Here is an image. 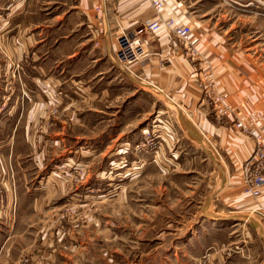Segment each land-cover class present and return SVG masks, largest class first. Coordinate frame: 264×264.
Here are the masks:
<instances>
[{"label":"crops","instance_id":"obj_1","mask_svg":"<svg viewBox=\"0 0 264 264\" xmlns=\"http://www.w3.org/2000/svg\"><path fill=\"white\" fill-rule=\"evenodd\" d=\"M163 1L165 8L158 12L152 0H0V93L4 99L0 109V236L16 222L20 211L38 207L43 188L51 194L59 185L53 181L58 175L52 168L58 150L53 154L50 149L49 159L46 155L36 159L31 149L34 147L31 137L35 114L40 113L35 109H41L45 96L56 97L61 92L67 108L91 101V107L102 109L107 98L119 104L130 88L135 93L139 91L141 79L160 85L183 104L198 119L199 127L210 136L211 144L222 158L221 169L217 167L210 172L215 181L210 201L201 205L203 217L194 223V232L179 237L176 247L190 248L199 260L217 244L219 235L226 236L228 247L239 245L232 238L239 230L235 226L243 227L244 231L245 226H249L240 236L245 244L239 246L236 256L241 260L228 258L225 264H250L246 249L247 253L251 252L253 244L258 245L257 264H264L261 227L264 226V193L258 198L245 193L243 174L254 151V135L264 131L263 71L256 66L257 60L250 58L247 49L229 47L232 44L220 36V32L213 30L206 21H200L207 14L201 13L200 8L191 10V5H186L184 0ZM198 2L194 0L193 3ZM157 17L174 18L180 24L192 25V35L201 39L199 56L188 53L180 40H171L160 33L147 45L149 56L131 65L121 63L119 38L125 33L142 30L144 22ZM16 65L19 79H12ZM258 73L263 76L260 78ZM211 79L215 80L217 91L224 92L236 107L238 119L246 130L236 126L234 117H221L215 112L208 99L216 92L211 91ZM46 82L56 88L50 92L44 90ZM133 95L131 93V97ZM135 99L138 101L137 97ZM197 102L198 108H194ZM137 103L129 102L130 109ZM195 126L191 120L184 123L191 139L189 146L196 150L193 156L197 160ZM48 137L51 148L58 146L57 134L51 132ZM115 139L112 134L109 139L97 137L67 157L75 160L76 153L85 157L95 156L97 152L98 160L104 161L107 150L116 146H111ZM108 141L111 145H107ZM166 143L164 158L173 155L179 159L170 151L172 141L169 139ZM120 147L118 154L133 157L132 142ZM167 149L168 154L164 153ZM182 153L187 156V152ZM49 165L51 172L44 173ZM95 173L90 176L98 180L90 186L100 191L102 186H107L103 182L106 180L104 168ZM44 177H48L47 184H43ZM248 213H255L253 222L240 216ZM205 223H208L207 229ZM6 256L9 252L0 250V257Z\"/></svg>","mask_w":264,"mask_h":264},{"label":"rangeland","instance_id":"obj_2","mask_svg":"<svg viewBox=\"0 0 264 264\" xmlns=\"http://www.w3.org/2000/svg\"><path fill=\"white\" fill-rule=\"evenodd\" d=\"M198 1L196 5L194 0H184V3L191 5V10L198 7L201 13H207L199 20L220 32V36L232 44L229 47L247 49L264 74V0ZM229 28L232 30L227 31ZM197 55L199 49L192 56ZM13 67L12 79H19V67ZM258 74L260 78L263 76ZM139 80V91L135 93L130 88L119 104L107 98L102 109L91 107V101L67 108L61 92L56 97L45 96L41 109H35L40 113L35 114L31 149L36 159L41 155L49 159L58 150L52 168L58 175L53 181L59 185L51 194L43 188L38 207L20 211L16 222L0 236V250L9 252L6 258L0 257V264H225L228 258L241 260L236 253L239 246L245 244L240 236L249 226H245V231L235 226L239 230L232 238L239 245L230 248L226 236L219 235L217 244L199 260L190 248L176 247L179 237L194 232V223L204 215L201 205L210 201L215 181L210 172L217 167L221 169V154L211 144L210 136L199 127L198 119L183 104L160 85ZM210 85L211 91H216V95L208 97L215 112L221 117H234L236 126L246 130L238 119L236 107L224 92L217 91L214 79ZM55 88L51 82L44 83V90ZM221 98L232 107L228 113L220 109ZM3 101L0 93V109ZM129 102L138 103L130 109ZM194 108H198V102ZM187 120L193 121L198 132L197 160L193 156L196 150L189 146L190 135L184 128ZM51 132L58 135V146L54 148L49 146ZM110 134L116 139L112 145L110 141L107 145L119 146L107 150L106 155L103 154L104 161L98 160L97 152L95 156L85 157L76 153L75 160L67 157L97 137L109 139ZM258 136H264V131L254 135V151L243 168L244 179L246 170L253 167ZM169 139L171 153L180 157H165L173 160L171 162L166 161L163 154ZM129 141L133 157L125 158L117 149L120 145L125 147ZM183 151L187 156H183ZM164 153L170 152L167 149ZM122 166L123 169L117 170ZM102 167L106 178L103 182L107 186H102L100 192L90 183L95 185L98 179L92 176ZM50 170L49 165L44 173ZM46 178L43 184H47ZM245 183V193L253 196L246 179ZM240 216L252 222L256 218L255 213ZM184 224L191 225L190 229ZM207 224H204L206 229ZM261 227L264 229L263 225ZM250 250L247 253L246 249L250 264H257L258 245L253 244Z\"/></svg>","mask_w":264,"mask_h":264},{"label":"built area","instance_id":"obj_3","mask_svg":"<svg viewBox=\"0 0 264 264\" xmlns=\"http://www.w3.org/2000/svg\"><path fill=\"white\" fill-rule=\"evenodd\" d=\"M152 5L158 12L165 8L163 0H152ZM192 30L190 25L180 24L174 18L157 17L151 21H146L143 29L139 32L125 33L119 38L120 62L127 66L149 56L150 52L147 45L160 33H164L171 40L177 38L183 43L188 53L196 55L200 39L192 35ZM223 101L224 98H221L220 109H224V112L228 113L232 107ZM239 126L242 124L239 123ZM253 159V167L246 170L245 179L249 185L248 191L258 198L264 193V136L257 137V149Z\"/></svg>","mask_w":264,"mask_h":264},{"label":"bare ground","instance_id":"obj_4","mask_svg":"<svg viewBox=\"0 0 264 264\" xmlns=\"http://www.w3.org/2000/svg\"><path fill=\"white\" fill-rule=\"evenodd\" d=\"M186 128V127H185ZM263 228V227H262ZM263 231H264V229H263Z\"/></svg>","mask_w":264,"mask_h":264}]
</instances>
